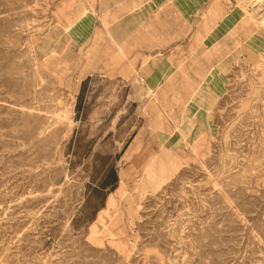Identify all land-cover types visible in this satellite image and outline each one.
Segmentation results:
<instances>
[{
  "label": "rangeland",
  "instance_id": "obj_1",
  "mask_svg": "<svg viewBox=\"0 0 264 264\" xmlns=\"http://www.w3.org/2000/svg\"><path fill=\"white\" fill-rule=\"evenodd\" d=\"M118 1L0 0V264H264V15L200 65Z\"/></svg>",
  "mask_w": 264,
  "mask_h": 264
},
{
  "label": "crops",
  "instance_id": "obj_2",
  "mask_svg": "<svg viewBox=\"0 0 264 264\" xmlns=\"http://www.w3.org/2000/svg\"><path fill=\"white\" fill-rule=\"evenodd\" d=\"M113 8H116L113 11L119 13L133 11L135 13L134 19L137 27L144 26L147 23L152 25L157 24L161 19L165 20L166 15H172L181 24L183 30L190 31V29H194L192 45L198 47V63L200 65H203L205 62L202 58L207 55L206 46L213 44L212 48H214V54L216 55L218 46L220 45L219 42H221L220 39L228 34L233 39H236L238 37V25L240 22H244L240 19L239 13L235 8L234 10H228L223 3L214 0H120ZM205 33H209V35ZM128 39H130L129 36L121 42H116V44L125 46L127 45L128 41L126 42V40ZM164 56L156 55L153 57L156 60H153L151 65L143 67L145 68V74L152 72L153 78H163L162 73L158 76L153 74L158 71L159 68L157 67L159 63L169 64L172 62L169 54ZM203 71L205 72V69ZM154 81H156L155 88L150 92L154 96L152 100L154 103L163 106L168 102V92L160 82L157 80Z\"/></svg>",
  "mask_w": 264,
  "mask_h": 264
},
{
  "label": "built area",
  "instance_id": "obj_3",
  "mask_svg": "<svg viewBox=\"0 0 264 264\" xmlns=\"http://www.w3.org/2000/svg\"><path fill=\"white\" fill-rule=\"evenodd\" d=\"M242 4L254 10L260 16L264 15V0H242Z\"/></svg>",
  "mask_w": 264,
  "mask_h": 264
},
{
  "label": "bare ground",
  "instance_id": "obj_4",
  "mask_svg": "<svg viewBox=\"0 0 264 264\" xmlns=\"http://www.w3.org/2000/svg\"><path fill=\"white\" fill-rule=\"evenodd\" d=\"M122 185H123V182H122V180H120V187L117 190L118 194H120V192H121ZM114 206H115V198H114V195H110L109 198H108V200H107L106 207L107 208H113Z\"/></svg>",
  "mask_w": 264,
  "mask_h": 264
}]
</instances>
